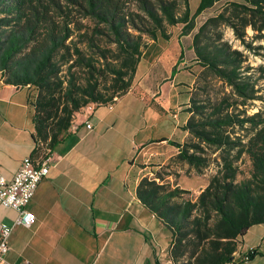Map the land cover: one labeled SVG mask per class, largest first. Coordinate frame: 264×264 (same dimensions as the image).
I'll return each mask as SVG.
<instances>
[{"label": "trees", "instance_id": "obj_1", "mask_svg": "<svg viewBox=\"0 0 264 264\" xmlns=\"http://www.w3.org/2000/svg\"><path fill=\"white\" fill-rule=\"evenodd\" d=\"M134 1L144 14L139 22L122 15L113 0H64L65 6L56 0H0V79L34 90L27 95L28 115L33 139L46 145L47 154L71 136L74 118L84 108L106 107L126 95L148 46L143 37L165 38L166 25L192 31L195 18L222 0H199L193 15L187 0L182 12L176 0ZM69 8L78 13L75 22ZM82 21L94 24L84 49L70 40L71 25L78 32ZM222 28L253 51V43L263 38L264 0L225 1L192 37L198 67L223 82L237 101L228 104L222 99L210 106L209 114L202 105L192 106L183 130L201 144L171 145L190 168L214 164L215 175L194 201L176 203L184 191L167 190L146 177L135 190L139 202L170 230L173 264H230L240 238L251 227L264 225V113L246 115L257 101L264 108V88L258 84L264 82V68L245 66L244 55L223 40ZM94 37H105L114 50L102 49ZM104 89L111 93L102 94ZM150 143L138 144L137 149ZM243 156L251 171L249 178L238 182Z\"/></svg>", "mask_w": 264, "mask_h": 264}, {"label": "crops", "instance_id": "obj_2", "mask_svg": "<svg viewBox=\"0 0 264 264\" xmlns=\"http://www.w3.org/2000/svg\"><path fill=\"white\" fill-rule=\"evenodd\" d=\"M27 95L26 88L0 79V173L10 181L24 158L48 157L49 174L26 207L35 215L30 228L16 225L17 213L0 206V227L11 228L2 264H173L172 234L136 198L141 178L131 176L137 145L145 141L134 137L143 129L142 102L133 97L126 121L128 94L106 107L84 108L71 136L42 154L33 139ZM154 122L148 112L146 125ZM239 241L230 264H264V225L251 227ZM250 249L258 255L240 262Z\"/></svg>", "mask_w": 264, "mask_h": 264}, {"label": "rangeland", "instance_id": "obj_3", "mask_svg": "<svg viewBox=\"0 0 264 264\" xmlns=\"http://www.w3.org/2000/svg\"><path fill=\"white\" fill-rule=\"evenodd\" d=\"M62 6H65L64 0H56ZM122 15L132 18L139 22L144 14L140 11V5L134 0H113ZM153 1V0H149ZM179 4V12L183 10V0H176ZM225 1L222 0L215 7L195 18V29L185 31L182 25L165 26V38L159 37L156 41L143 39L148 46L143 52L140 61L137 64L135 74L133 76L130 89L123 101V107L126 109L124 120L126 121L130 110V101L135 97L143 104V129L142 133L134 135L136 140L143 139L144 142H151L148 146L139 151V155L133 162L131 176L136 178H148L155 180L159 185H164L166 189H178L184 191L180 198L174 202L181 203L184 201H194L195 198L206 188L210 179L215 175L214 164L206 169L196 170L190 168L186 163L182 162L178 155L179 150L171 144L182 145L185 148L192 144H201L196 137L189 131H184L183 127L191 118V114L187 111L192 106H199L205 110L206 114L211 112V105L218 104L222 99L228 100V104L237 101L231 90L211 72L200 69L195 62V56L192 50V37L197 28L208 18L213 16ZM199 0H187L190 14L193 15L197 8ZM70 18L73 22L77 20L78 13L76 9H71ZM82 28L76 31L74 25V33L72 40L78 47L84 49V41L89 38L91 28L94 24L82 21ZM138 24V23H137ZM222 37L233 50L241 52L245 57V66L252 68H264V33L263 38L253 43V51H248L240 42L235 40L230 29L222 28ZM132 34H137L131 30ZM249 36L251 31L247 32ZM81 36V37H80ZM98 41L99 46L105 50H114V46H109L107 39L94 37ZM183 53L180 56V53ZM88 54H90L88 52ZM110 56V54H109ZM65 70V69H63ZM77 76L82 77L81 73L76 70ZM173 72V75L171 74ZM264 88V82L258 83ZM26 91L34 93L33 89ZM111 93L108 89H104L102 94ZM264 96V92H261ZM90 107H96L91 105ZM247 108V107H246ZM242 109V108H240ZM150 110V111H149ZM258 110L264 108L261 102L257 101L253 107L246 109V115L250 116ZM102 109L101 112H107ZM150 112L151 119L156 122L146 125L147 114ZM233 113V109H230ZM198 118V117H197ZM197 118H195L197 120ZM166 139L165 142H157ZM42 154H47L45 144L40 146ZM195 153L191 150L190 153ZM196 154V153H195ZM213 158L214 156H210ZM242 163L239 166V176L237 181L249 178L251 165L246 156H243Z\"/></svg>", "mask_w": 264, "mask_h": 264}, {"label": "built area", "instance_id": "obj_4", "mask_svg": "<svg viewBox=\"0 0 264 264\" xmlns=\"http://www.w3.org/2000/svg\"><path fill=\"white\" fill-rule=\"evenodd\" d=\"M87 131L92 130L89 120L84 122ZM50 159L43 157L34 160L30 157L24 158L17 173L8 181L0 173V206L17 213L15 224L24 228H30L35 222V215L26 210L27 205L32 200L34 193L48 174ZM11 228L2 225L0 227V264L5 262V256L9 251V238ZM255 253L250 249L239 257L240 262L247 263L251 260V255Z\"/></svg>", "mask_w": 264, "mask_h": 264}]
</instances>
